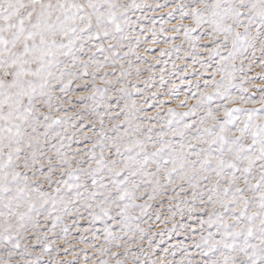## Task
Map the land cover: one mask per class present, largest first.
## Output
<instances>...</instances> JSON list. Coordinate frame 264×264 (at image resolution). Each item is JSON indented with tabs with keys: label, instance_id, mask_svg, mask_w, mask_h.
I'll use <instances>...</instances> for the list:
<instances>
[{
	"label": "snow or ice",
	"instance_id": "6c2138e0",
	"mask_svg": "<svg viewBox=\"0 0 264 264\" xmlns=\"http://www.w3.org/2000/svg\"><path fill=\"white\" fill-rule=\"evenodd\" d=\"M0 264H264V0H0Z\"/></svg>",
	"mask_w": 264,
	"mask_h": 264
}]
</instances>
